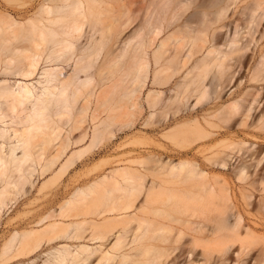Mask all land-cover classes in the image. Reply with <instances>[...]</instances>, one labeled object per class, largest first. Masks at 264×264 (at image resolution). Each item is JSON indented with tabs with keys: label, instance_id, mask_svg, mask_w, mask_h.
I'll list each match as a JSON object with an SVG mask.
<instances>
[{
	"label": "bare ground",
	"instance_id": "1",
	"mask_svg": "<svg viewBox=\"0 0 264 264\" xmlns=\"http://www.w3.org/2000/svg\"><path fill=\"white\" fill-rule=\"evenodd\" d=\"M119 1L52 0L41 7V19L26 21L6 6L0 10V224L27 200L36 174L47 176L41 194L114 135L99 121L111 127L128 119L129 127L136 118L147 127L159 114L174 121L162 134L165 143L153 146L144 134L134 139L153 154L134 161L139 166L77 187L29 230L14 233L0 264H25L59 240L66 242L50 247L41 264H198L200 258L217 264L263 241L252 229L264 223H244L228 176L234 173L264 199V148L250 155L255 165L232 163L252 149L233 140V131L247 125L258 95L215 104L202 117L200 107L209 87L240 85L246 68L251 82L264 81V0H137L135 30L126 38L121 33L131 18L127 9L117 12ZM96 6L103 26L89 29L85 20ZM112 14L114 22L104 23ZM98 63L102 82L93 72ZM256 127L264 130V111ZM195 141L202 142V160L165 156L169 143L184 148ZM252 195H242L245 205ZM252 261L250 254L242 264Z\"/></svg>",
	"mask_w": 264,
	"mask_h": 264
},
{
	"label": "rangeland",
	"instance_id": "2",
	"mask_svg": "<svg viewBox=\"0 0 264 264\" xmlns=\"http://www.w3.org/2000/svg\"><path fill=\"white\" fill-rule=\"evenodd\" d=\"M60 1V2H59ZM137 0H121L119 1V6L116 10L117 12H122L125 9L128 10L129 17L131 18L130 26L115 34L114 37L110 38L105 42V46L103 49L104 56L109 53L111 47H113V43L116 41L117 37H119L120 32L122 37L126 38L131 36L134 33L135 26H136V4ZM50 2V3H49ZM52 4V0H0V10L4 11L5 6L8 7L13 17L20 21H26L31 17H35V19H41L43 17V13L40 12L41 7L44 4ZM60 5H69L72 3V0L69 1H61L58 0L57 2ZM66 3V4H65ZM93 11L89 14V19L86 21L89 29H92L96 26L99 28L103 26V22L101 18H99V11L101 10L100 7L96 6ZM99 9V11H98ZM96 10V11H95ZM98 13V14H97ZM40 14V15H39ZM117 14V13H115ZM93 18H91V17ZM33 17V18H34ZM114 15L112 14L108 19L104 20V23L114 22ZM119 18V16H118ZM133 18V20H132ZM95 19V20H94ZM97 19V20H96ZM125 19L121 18V23ZM96 22V23H94ZM97 24V25H96ZM120 24V23H119ZM92 27H91V26ZM121 25V24H120ZM253 47V46H252ZM255 60L253 61V67H255L257 61L259 60V48H255ZM99 63L95 65L93 72L96 73L97 80L102 82V78L99 76ZM244 71V70H243ZM251 71L248 68L244 71V79L240 85L230 86L226 90L221 85L215 83L213 86L209 87V94L208 98L202 103L200 108L206 109L205 111H200V116L202 117L207 111L211 112L214 111L215 104L226 105L235 100H240L242 97L245 96L246 93L250 92L254 95H258V99L260 104L255 103L253 106V111L251 112V117L247 121L246 126L236 125L233 131V140L240 141L244 140L247 142L246 148L249 147L251 144L252 149L247 151L245 155L243 152L240 155L236 156L232 163L238 162L246 163L249 166L256 164V159L251 157L250 155L255 152L259 147L262 149L264 148V130L256 127V122L259 120L260 115L264 111V81L256 83L250 81ZM216 92V93H215ZM256 108V110L254 109ZM183 111L180 115L188 114L187 106H183ZM198 108V107H197ZM192 109V108H191ZM196 110V109H195ZM185 112V113H184ZM162 115V114H161ZM160 114L152 121V124L149 126H145L142 124L143 121L135 118L132 119L133 124L127 127L128 123L130 122L128 119H121L117 123L114 124V128L107 127L109 121L101 120L102 128H106L107 132H113L114 135L110 136V134L104 139L103 143L99 148H97L92 153L88 154L84 158H82L69 172L68 174L59 181L56 185H54L51 189L43 191L41 194L38 192V189L45 181L47 176L38 178L37 174L35 178L34 187L30 188V193L26 197L21 198L20 202L10 209L8 213H6L1 221L0 224V252L1 249L7 239H9L14 233L19 232L23 233L26 230H29L31 225H34L33 222L36 221L40 216L44 215L49 209L57 208L60 203H62L70 194L75 192L77 187H84L87 183H92L94 179H100V177L104 176L105 174L110 173L113 169L124 167V166H139L136 162L139 158L149 157L152 156L149 152L141 150V146L135 144L133 141L134 139L139 136L140 134H144L146 137L154 141L153 146L159 143H165L162 138V134L168 129L170 126L173 125L174 121L163 122L161 119L163 118ZM172 115V113H170ZM169 115V116H170ZM173 116V115H172ZM171 116V118H172ZM254 116V117H253ZM105 119V118H103ZM161 121V122H160ZM160 123V124H159ZM93 125V124H92ZM135 128V129H134ZM130 129V131H129ZM132 129V130H131ZM125 132V133H124ZM216 138L221 137H214ZM116 139V140H115ZM202 142L195 141L189 143L186 147L181 148L179 146H175L173 144H168V150L165 152V156H170L175 161L180 160L181 158L193 157L192 155H196V159L198 161L202 160V156L205 154L202 152ZM108 148H107V147ZM150 147V146H148ZM74 147L73 149H75ZM156 149H160L157 148ZM159 153L164 152V150L158 151ZM188 153V155H186ZM157 155V152L155 153ZM154 154V155H155ZM242 155V156H241ZM117 158V159H114ZM251 158V159H250ZM133 160V161H132ZM103 161H106L104 164H100ZM132 161V162H131ZM264 163V161H263ZM263 163L260 165L262 167ZM118 164V165H116ZM118 166V167H117ZM110 169V170H109ZM228 176L232 178V195L234 200L237 204V209L240 210L244 217V223L249 226H255L256 223L263 222L264 223V208L262 204H264V199L262 198L263 195L259 191L250 190L249 186H242V183H239L236 180L234 173L228 171ZM43 181V182H42ZM44 193V194H43ZM69 194V195H68ZM252 195L250 202L252 203L251 206H247L244 204V200L242 195ZM40 197V198H39ZM257 201V202H256ZM31 202V204H29ZM26 203V204H23ZM255 205V206H254ZM27 207V208H26ZM20 217L16 218L11 224H8L7 221L11 217H16L20 213H24ZM246 216V217H245ZM251 216V217H250ZM254 230L259 236L263 237V241L259 243H252L251 247L245 251V253L241 254L238 259V256L234 254V260H222L217 264H242L245 260H247L248 255H252L257 258V261L251 262L252 264H264V229H252ZM113 237L110 238L109 244L112 241ZM65 240H59L58 243H53L51 245L44 246L40 249L39 256L34 257V260H26L25 264H41L43 260L47 258V252L50 250L52 246H60L65 244ZM97 245V244H96ZM239 243L236 244V246ZM263 247V248H262ZM237 247H234L233 250L235 251ZM257 252V254H256ZM259 252V253H258ZM262 253V254H261ZM258 256V257H257ZM228 257V255L224 256V258ZM45 258V259H44ZM184 259V257L182 258ZM20 260V259H18ZM18 260H15L13 264H15ZM42 261V262H41ZM198 264H209L203 258H200ZM245 264V263H244Z\"/></svg>",
	"mask_w": 264,
	"mask_h": 264
}]
</instances>
